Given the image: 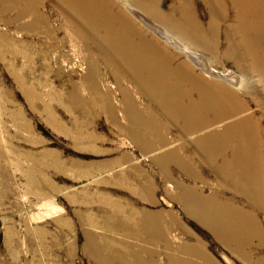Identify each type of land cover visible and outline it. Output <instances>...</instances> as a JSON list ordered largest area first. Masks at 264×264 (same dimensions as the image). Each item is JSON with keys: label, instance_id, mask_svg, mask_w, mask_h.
Segmentation results:
<instances>
[{"label": "rangeland", "instance_id": "1", "mask_svg": "<svg viewBox=\"0 0 264 264\" xmlns=\"http://www.w3.org/2000/svg\"><path fill=\"white\" fill-rule=\"evenodd\" d=\"M191 2L203 28L212 24V17H215L213 22L216 29L215 35L206 33L204 41L191 37V39L188 38V43L181 40L191 52L189 54L195 53L204 59L199 63L200 65L193 58H191L192 60L189 58L188 61L186 59L188 54L185 52L168 47L170 53L176 56L177 62L186 61L192 71L203 82L208 83V86L213 87L215 83L219 87L220 82L231 89L235 88L234 90L242 96L246 105L258 113L257 116L262 117L263 115L264 121V91L257 75L242 71L227 58L225 53L226 48L230 46L229 42H234L239 38L233 32L237 26L234 10L228 5L227 0H223L224 5L221 6L219 15L216 13L217 7L213 11L207 0H191ZM44 6L46 14L51 15V20L58 25L60 23L59 15L52 13V8L57 9L54 0H45ZM6 32V27L0 25V33ZM148 34L152 35L150 32ZM153 36L150 37L153 38ZM154 37L156 38V36ZM17 39L23 38L18 36ZM4 41L0 48L2 51H0V147L7 157L5 156L6 160L2 162V165L0 164V264H34V262H30V257L26 253V247L31 246L32 241L24 237V226L28 225L26 222L34 220L37 215L43 216L44 214L45 216H41L40 221L37 223L32 221V223L44 225L45 229L51 233V237L48 239L49 250L54 255L40 256L37 264H95L86 247L91 238L92 240L107 239L106 241H115L123 246L130 257L120 260L122 264H138L131 257H136V255H140L144 260L149 258L155 264H168L166 258L168 253L174 258L188 260L191 264H264V193H262L264 191V180H262L264 178V160L261 162V171L263 172H260L261 176L258 175L255 180L254 177L246 179L244 175L239 179H226L221 176L219 173L221 164L219 149L210 143L200 148L195 142L202 135L208 140L218 137L221 131L219 124H212V120L209 119L207 120L208 128L206 127L198 133H188L182 121H172L171 117L162 112L159 105L150 101L143 88L140 90L133 78L127 76L121 80L122 85L131 91L134 102L139 103L140 108L142 106L143 108L149 107L152 112L154 111L153 117L158 126V133L165 142L168 141V145L151 151L139 149L133 145L130 136L119 128L126 124L117 114L121 107L122 97L110 70L102 64H98L97 77L99 78H96V83L98 85L102 83L99 85L101 92L106 90L110 93V102L117 112L115 113L117 123L101 114L100 109L94 108L80 119L88 125L83 130L78 132L67 130L65 133L53 130L46 123L44 108H47L68 127L72 117L76 115L73 111H66L60 106L61 99L64 98L63 94H66L65 91L68 90L65 85L69 84L71 88L77 90L80 97L86 98L87 96L88 91L82 79L87 70L85 61L82 60L86 52L81 51V48L79 49L77 46L74 47L76 44H64L65 46L63 45L59 50L65 67L60 75L61 79L56 80L57 78L42 69L37 71V64L27 65L22 56L12 57L8 39L5 38ZM211 71L216 77L211 74ZM14 73L23 79L22 83H18L19 86L13 78ZM228 76L235 77V80L239 81L237 87H232L229 80H225ZM23 87L26 90H34L37 97L28 98L25 96L26 90ZM65 103L68 105L67 101ZM261 124L264 125V122ZM76 137L91 138L88 142L84 140L83 144L82 142L76 144ZM175 148L185 159L188 156L185 161L189 162L190 172L186 173L187 175L181 170V167L173 162L158 158ZM45 152H49L52 156L46 158ZM159 152L162 153L159 154ZM156 158L157 161H154ZM54 161L56 163H53ZM53 164H59L63 169L60 166V169L55 168ZM19 168L31 172L39 183L46 179L56 191L51 185H43L41 190L34 194L36 196L29 192H23ZM176 182L187 189V195L180 194ZM252 182L254 188L259 189V191L258 189L255 191L260 192L263 196L262 200L259 199L258 205L255 204L252 197L254 192L249 187ZM130 184L140 185L137 194L128 191L126 186ZM178 194L182 195V200L177 197ZM35 197L42 198L44 201L46 198L51 200L57 207V212H54V207L35 205ZM197 199L203 201V207L194 205ZM111 200L117 201L116 203L119 201V204H122L120 208L123 217H126L129 212L133 213L132 216H127V220L133 218L139 223V219L143 218L142 215L152 217L154 223L150 224L154 231L157 230V225L168 231H166V235L167 240L172 244L171 249H165L163 239L161 240L160 237L156 238L157 245L156 242L155 244L146 243L144 233L135 221L134 223L137 225L132 223L128 229L124 227L123 230L114 229L101 223V225L95 224V219L102 220L106 212L111 211L109 207L113 202ZM224 202L231 204L233 209L243 211L249 218L244 221V223H248L246 229L249 230L251 226V229L258 232L257 235L250 231L252 239L240 247L242 251H235L233 245L223 241L211 227L188 213L185 208V205L189 204L198 209L206 208L207 211L216 208L219 210V205ZM55 218L56 220L62 218L64 226H57ZM249 220L256 224L255 227ZM11 225H16V227L14 226L16 236L12 240V249L18 251V260L15 262L9 260L5 242ZM69 251L71 252L69 253Z\"/></svg>", "mask_w": 264, "mask_h": 264}, {"label": "bare ground", "instance_id": "2", "mask_svg": "<svg viewBox=\"0 0 264 264\" xmlns=\"http://www.w3.org/2000/svg\"><path fill=\"white\" fill-rule=\"evenodd\" d=\"M207 1H209V5L213 11L217 7L216 13L219 15V10L221 11V6L224 5L223 0ZM44 2L45 0H0V25H3L7 29L6 33H0V48L5 38L8 39L12 57L22 56L23 61L27 65L31 66L32 63L37 64V71L38 69H42L57 78L56 80L58 78L61 79L60 75L65 67L64 59L60 54V48L64 44H76L74 47L77 46V48H81V51L86 52L82 60L85 61L84 64L87 70L82 79L88 91L87 96L86 98H82L76 92L77 90L75 91L69 84L65 85L68 87V90L65 91L66 94H63L64 98L61 99L60 106L66 111H73L76 115L72 117L68 127L64 122L58 120L47 108H44L46 123L53 130L64 133L67 130H74L75 132L83 130L88 125L84 120L80 119L96 108V110L100 109L101 114L106 115L112 122H116L117 115L115 116V113L118 112L119 118L126 122L124 126L119 127L121 128L120 130L130 136L133 145L139 147V149L143 148L146 151H151L166 145L168 141L165 142L158 133V126L153 117L154 111L152 112L149 107L143 108L142 106L140 108L139 103L134 102L131 91L122 85L121 80L130 76L139 85L140 90L143 88L150 101L159 105L161 110H163L162 112L171 117L172 121H182L188 133L194 134L204 130L207 127V120L209 119L212 120V124H219L218 126L221 127V131L219 132L218 148L221 160L219 168L221 176L226 179H239L240 176L244 175L246 179L254 177L255 180L260 175V172H263L261 171V162L264 160V125L261 124L264 122L263 115L262 117L260 116L261 118L257 116L258 113L254 112L255 110L252 111L251 107L249 108L246 105L242 96L234 90L235 88L231 89L219 82V87L214 83L215 85L211 86L212 89L208 86V83L203 82L192 71L186 61L177 62L176 56L170 53L168 48L170 47L171 49L172 47L174 50L187 53L186 59L188 61L189 58H193L198 62L197 64L201 63L204 59L195 53L189 54L191 52L183 45V42L188 43V38L190 37L204 41L206 33L215 35L216 29L213 25L215 17H212V24H208L206 28H203V24L198 19L195 10H193L191 0H54L57 9L52 8V13L58 14L60 21L56 25V22L54 23L51 20V15L46 14ZM227 2L235 12L237 26L233 29V32L235 36L239 37L236 41L229 42L230 46L225 51L227 58L233 61L242 71L256 74L264 91V0H227ZM148 32L156 36V38L154 36L153 38L150 37L152 35L149 36ZM17 35L23 39H17ZM33 55L35 56L33 57ZM229 55L231 56L228 57ZM98 64H102L109 69L116 81L118 91L122 97L120 100L121 107L117 112L110 102V93L106 90L101 92L99 85L102 83H99V85L96 83V78H99L97 77L99 73ZM211 74L216 77L213 72ZM232 76L224 79H228L232 87H237L239 81L237 82L235 77ZM13 78L17 84L22 83L23 79L20 75L18 76L14 73ZM101 87L103 86L101 85ZM25 96L32 98L37 97V94L34 90L27 89ZM65 101H67L68 105ZM202 136H198V140L195 141L198 145L197 147L200 148L207 146L206 137L202 138ZM89 138L91 137L86 139L76 137L75 143H81L84 140L88 142ZM161 153L159 152V154ZM5 156L6 154H3L0 147L1 165L6 160L4 158L7 156ZM45 156L46 158H50L52 155L50 156L49 152H45ZM158 158L160 160L163 159V161L173 162L181 167V170L185 174L190 172L189 162L185 161L186 159L181 156L176 148L168 153H164L162 156H158ZM154 161H157V158ZM53 163L56 162L54 161ZM49 164L47 166H50ZM53 166L63 169L59 164H53ZM18 171L19 177L22 180L20 184L23 192H29L33 196H36L34 194L38 190L40 191L43 185H51L46 179L39 183L28 170L19 168ZM253 184L252 182L249 187L254 192L252 197L255 204L258 205L263 196L260 192L258 193L259 189L257 187L254 188ZM176 186L179 188L180 194L182 193L183 196L188 194L187 189L183 186L180 184ZM51 187L53 186L51 185ZM126 188H128L129 192L136 193L140 189V185L130 184ZM256 189L258 191H255ZM53 190L56 191L54 187ZM182 195L177 197L182 200ZM45 200L35 197L34 204L40 207H43V205L51 208L54 207V212H57L55 204L47 198ZM116 202L113 201L110 204L111 211L106 212L102 220L95 219L96 221H92L95 224L101 223L105 226L122 230L124 227L128 229V226L132 223L136 224L137 222L133 218L127 220V216H132L133 213L129 212L126 217H123L124 215H122L120 208L122 204H119V201L118 203ZM194 205L203 207V201L197 199ZM230 205L224 202V204L219 205V210H216V208L209 211L206 208V210L204 208L198 209L189 204L185 205V208L188 213L211 227L215 234L221 237L223 241L233 245L234 250L238 252L241 250V246L246 245L252 239L250 234L255 233L258 235V232L255 229H251V226L249 230L248 228L246 229L248 223H244V221H247L249 218L243 211L233 209ZM41 216L37 215L32 221L37 223L45 214ZM142 216L143 218L139 219V223L140 221L141 223L137 224L144 233L145 242L148 244H155L156 242L157 245L156 238L160 237L161 240L163 239L165 249H171L172 244L167 240L166 235L168 231L159 225H157V230L154 231L150 224L154 223L152 217ZM249 217L251 219V216ZM32 221L26 222L28 225H23L25 230L24 237L32 241L31 246L26 247V253L30 257V262L37 264L40 256L50 257L54 254H51L49 250L48 239L51 237V233L45 229L44 225L33 224ZM55 223L57 226H64L62 218H57V220L55 218ZM250 223L255 227L256 224L254 222L250 221ZM14 226L16 227V225H11L8 232L5 229L7 232L5 242L8 249V258L12 262L18 260V251L16 252V250L12 249V240L16 236ZM89 237L87 238L90 239ZM98 239L92 240L91 238L89 243H87L88 246H86L95 264H122L120 260L122 261L130 257L126 253L127 250L125 251L124 247L119 243L106 241L107 239ZM180 248L183 249L181 246ZM131 257L138 264H155L153 260L149 258L148 260H144L140 255ZM166 258L168 264H191L188 260L174 258L169 253Z\"/></svg>", "mask_w": 264, "mask_h": 264}, {"label": "crops", "instance_id": "3", "mask_svg": "<svg viewBox=\"0 0 264 264\" xmlns=\"http://www.w3.org/2000/svg\"><path fill=\"white\" fill-rule=\"evenodd\" d=\"M204 137L205 136H202V138H204ZM206 142H207V144L210 143L211 145L216 146V148L219 149L218 148L219 147V136L218 137H215L214 139H211V140H208L206 138ZM210 144H209V146H210Z\"/></svg>", "mask_w": 264, "mask_h": 264}]
</instances>
